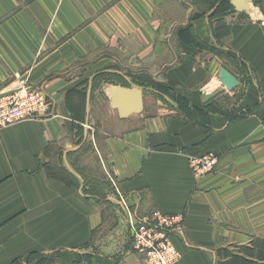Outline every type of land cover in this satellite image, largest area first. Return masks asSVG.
<instances>
[{
    "label": "crops",
    "instance_id": "0c3cea01",
    "mask_svg": "<svg viewBox=\"0 0 264 264\" xmlns=\"http://www.w3.org/2000/svg\"><path fill=\"white\" fill-rule=\"evenodd\" d=\"M229 1L219 18L224 0H0V95L26 84L51 103L42 119L0 129V264L33 253H57L61 264H146L131 244L104 251L122 197L140 216L184 217L185 240L172 238L176 264L253 260L245 250L264 241V0H247L250 12ZM113 54L163 57L158 77L175 93L150 88L155 108L117 114L118 131L102 135L99 166L121 197L101 204L79 185L72 156L95 122L92 100L109 86L98 76L122 69ZM220 68L235 88L220 82ZM205 154L218 164L197 178L189 157ZM54 165L75 184L48 175Z\"/></svg>",
    "mask_w": 264,
    "mask_h": 264
},
{
    "label": "rangeland",
    "instance_id": "374dc122",
    "mask_svg": "<svg viewBox=\"0 0 264 264\" xmlns=\"http://www.w3.org/2000/svg\"><path fill=\"white\" fill-rule=\"evenodd\" d=\"M112 57L114 59H117V62H119L118 64L121 65L120 67L122 69H119L118 72L111 74V82H109V86H106V85L105 87L103 86V91L99 92L98 94L100 96L99 97L100 99L99 100L94 99V102L92 100L91 105L93 106L92 112H94L93 119L95 122L94 124L86 125V128H84L90 136L89 135L84 136L82 135L83 134L82 132L80 134H77L79 138L78 142L79 144L82 145V150H80V152L76 156H72V161L75 162L76 160L78 162L76 165L78 167L79 172L82 175L81 178H79V185L89 186V188L93 186V188L91 189H92L93 194H95L97 198L95 196L93 197H95L94 199L99 201L101 204L106 202L104 200L107 199L108 196L113 195L112 192L113 193L115 192L114 194H117L118 196H120V193L116 189L114 179H112V177L109 174H107L104 169L97 168L98 167L97 158L99 159L100 157L95 150L96 147L97 149L99 148L100 150L102 148L101 147L102 146L101 145L102 135L103 136L105 134L110 135L118 131V129L116 128V123H114L116 122L118 113L115 110H114L115 113H112L113 109H111V105H110L111 100L112 101L114 100L113 98L114 95L112 94L111 90L112 89L117 90L118 86H122L126 88H138L144 91L143 92L144 110L140 115L151 111L153 108H155L154 106L157 104L156 93H154L150 89L149 86H146L145 82L141 81V78H140L141 76L142 77L149 76L155 83L159 84V87L161 86L165 87L167 96H170L171 94L175 93L174 92L175 89L173 90L172 88L171 90L168 86L162 83L158 77L159 72H160L159 70L162 69V66L164 63L163 57L161 59H158V58L152 59L150 55L145 56L143 54H140L138 55L137 61L136 59L132 60L130 55L124 56L123 54L122 55L113 54ZM91 60H94V58H91ZM135 65L137 67H135ZM129 67H132L133 69H130ZM104 84H106V82ZM97 85L98 84H94L92 86V90H94V87H97ZM24 86L27 87L29 85L24 84ZM85 95H86V92H85ZM81 98H82L81 104H83L84 99L86 101L87 96H85L84 99L82 96ZM178 99L180 101L179 97ZM179 104L181 107H183V109H185L184 105L182 106L183 103L179 102ZM73 111L74 113H76L74 109ZM16 115H18V113H16ZM45 115H43V117ZM140 115L135 114L133 115L135 116L133 118H136V116H140ZM43 117L27 118L26 120H40ZM78 119H83V118L75 114L74 121H80ZM19 122H22V121H19ZM79 129L82 131L83 127L80 126ZM101 131H102V134H101ZM96 133L98 135L95 137ZM189 166H190V163H189ZM213 172L214 171H212L211 173ZM92 181H94V184L92 183ZM120 202H121V205H116V206H118L121 210L117 209L118 211H116L115 209L114 210L112 209L111 211L112 219H110V221L115 223V221L117 220L118 226L111 234L108 233L109 231L107 230L105 231V236H107V238L105 239L104 245H103L105 247L104 251L106 252H116V250L122 251L123 249L126 248V246L129 247L131 244L132 249H134L135 252H137L139 255L143 257L144 263L148 264L149 258L135 249V238H134L133 232L136 227L140 228V226H138V224H140V221L139 220L136 221V219H134L135 217H131V214H135V212L134 210H132L131 207H129V205L127 204V200H125V198L122 197ZM113 206L115 205L110 203V207H113ZM123 214H124L123 217L125 218L121 217ZM116 215L120 216L121 218L114 219V216ZM175 215L177 214L164 215V216L171 217ZM177 216L180 219H182V222L180 224L183 229L184 235H180L179 233H172V236H170V242L172 243V245H174L172 241V238L174 236H178L183 240H185V237H186L185 219L181 215H177ZM143 217L152 218L153 216H143ZM143 217H138V218H143ZM132 221L137 222V224H132ZM57 255H58L57 253H49L45 255L33 253L26 260H19L15 262V264H61L59 263V259H58L59 257H57ZM179 258H180V253H179L178 260Z\"/></svg>",
    "mask_w": 264,
    "mask_h": 264
},
{
    "label": "built area",
    "instance_id": "2783aa9c",
    "mask_svg": "<svg viewBox=\"0 0 264 264\" xmlns=\"http://www.w3.org/2000/svg\"><path fill=\"white\" fill-rule=\"evenodd\" d=\"M49 109L48 97L41 87L23 86L11 93L0 95V129L27 118L43 117ZM189 163L194 176L200 178L215 170L218 157L214 154L192 156ZM164 215L168 214L155 212L145 215L153 216L152 218L140 216L136 212L131 214L136 221H140V228L136 227L133 232L135 249L149 258L148 264H175L179 257L177 248L170 242V236L172 233L184 235L180 224L182 219L177 215ZM132 224L137 222L132 221Z\"/></svg>",
    "mask_w": 264,
    "mask_h": 264
},
{
    "label": "trees",
    "instance_id": "16d2710c",
    "mask_svg": "<svg viewBox=\"0 0 264 264\" xmlns=\"http://www.w3.org/2000/svg\"><path fill=\"white\" fill-rule=\"evenodd\" d=\"M231 10H232V5L230 4V1L224 0V2L219 5V7L215 13V16H218L219 18L220 17L224 18L227 14L230 13ZM140 78H141V81L145 82L146 86H149L150 88H153V89H157L160 92H162L163 94H166V88L161 86V85H160L161 87H159V84L155 83L149 76H146V77L141 76ZM96 81L99 83V85H102V83H105V82L109 83V82H111V74H107L104 76L99 75L98 79ZM234 118H237V117H234ZM81 150H82V147H81ZM97 162H98L97 168L99 169L100 168V166H99L100 160L98 158H97ZM74 163L77 164L78 162L75 160ZM47 172H48V175L53 176L56 179L57 178L62 179L63 181H65L66 183H68L70 185H73L76 182L75 178L72 175H70V173L65 168H63L62 166L61 167L59 165L49 166L47 168ZM92 183L94 184V181H92ZM91 188H93V186H91L90 188H89V186H86V191H88L87 195H90V197L91 196L93 197V196H95V194H93ZM245 253H246V256H248L249 258H251L253 260L254 259H257V260L260 259V260L264 261V241L263 242L258 241L257 245L255 247L247 248L245 250ZM230 256H232L231 264H254L253 260L241 259V258H238L234 255H230Z\"/></svg>",
    "mask_w": 264,
    "mask_h": 264
},
{
    "label": "water",
    "instance_id": "95a60500",
    "mask_svg": "<svg viewBox=\"0 0 264 264\" xmlns=\"http://www.w3.org/2000/svg\"><path fill=\"white\" fill-rule=\"evenodd\" d=\"M232 4L240 12H250L251 8L246 0H233ZM220 82L227 85L228 88L233 89L238 85V80L225 68H220L218 72ZM118 93L121 94L110 102L112 109L116 110L121 119H128L134 114H141L144 110L143 91L138 88H126L122 86L117 87Z\"/></svg>",
    "mask_w": 264,
    "mask_h": 264
},
{
    "label": "bare ground",
    "instance_id": "6f19581e",
    "mask_svg": "<svg viewBox=\"0 0 264 264\" xmlns=\"http://www.w3.org/2000/svg\"><path fill=\"white\" fill-rule=\"evenodd\" d=\"M246 1H247V0H246ZM115 97L120 98V97H121V94L119 93V94H117ZM117 98H115V99H117Z\"/></svg>",
    "mask_w": 264,
    "mask_h": 264
}]
</instances>
